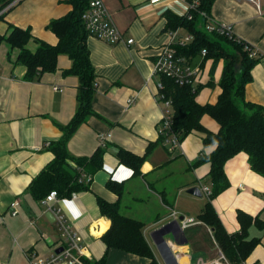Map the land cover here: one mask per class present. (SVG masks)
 <instances>
[{
  "label": "crops",
  "instance_id": "obj_1",
  "mask_svg": "<svg viewBox=\"0 0 264 264\" xmlns=\"http://www.w3.org/2000/svg\"><path fill=\"white\" fill-rule=\"evenodd\" d=\"M114 23L123 31L124 41L107 42L93 35L87 37L90 58L96 70L97 88L92 107L95 114L87 116L68 141L67 148L75 156L91 155L105 138L103 168L98 170L90 188L75 196L57 201L67 221L84 245L85 259H100L106 264H149L150 258L119 248H107L102 235L111 220L103 215L97 196L118 201L120 210L144 221V235L159 264H202L217 257L220 249L212 229L197 222L176 231L177 238L167 234L166 241L155 242L153 231L173 221L177 215L197 218L208 196L203 187L211 189L209 161L194 166L195 159L214 147H205V133L194 130L178 146L160 138L163 129V105L157 98L160 75L153 72L160 49L171 40L164 11L185 14L186 0H104ZM0 18V34H8L13 26L29 27L33 37L27 47L35 51L39 40L56 44L58 37L47 27L71 8L69 0H12ZM211 17L232 26L236 37L257 51L252 79L245 84L248 101L264 105V0H214ZM198 19V27L204 28ZM179 28L180 34L187 30ZM175 28V29H177ZM134 42L127 45L128 38ZM18 48L6 41L0 44V264H30L31 253L48 256L60 252L64 242L49 205L35 199L29 190L34 177L52 160L48 143L62 136L59 125L67 124L78 106L79 78L65 75L72 59L58 57V68L45 72L38 79L27 80L26 65L16 62ZM202 62V87L196 98L204 104L215 103L221 92L219 80L223 70L220 60L214 72V85H208L212 59L198 56ZM135 99L127 104V99ZM207 128L217 132L218 121L209 114L201 117ZM141 173L120 163V146L146 153ZM229 186L220 192L213 204L228 232L240 229L239 209L264 220V175L255 172L249 156L241 151L225 164ZM112 179L122 184L118 195L109 189ZM242 184L241 186H239ZM198 185L201 195L188 189ZM14 208L17 213H13ZM180 223V222H179ZM250 236L260 242L244 264H264V229L252 225ZM186 239V240H185Z\"/></svg>",
  "mask_w": 264,
  "mask_h": 264
},
{
  "label": "trees",
  "instance_id": "obj_2",
  "mask_svg": "<svg viewBox=\"0 0 264 264\" xmlns=\"http://www.w3.org/2000/svg\"><path fill=\"white\" fill-rule=\"evenodd\" d=\"M12 0H0V11ZM183 15L170 9L164 11L167 28L173 30L183 27L193 36L187 45H178L177 53L190 60L198 57L203 48L207 50L205 59H212L208 85H214V72L220 60L223 70L219 80L221 92L215 103H200L197 94L202 87L199 83L193 87L190 83L180 84L173 77L160 75V93L172 101V117L170 132L180 141L194 130L205 133L204 146H213L209 152H202L193 165L204 162L211 163L208 174L211 191L201 208L197 218L212 229L215 242L232 264H244V261L260 242L257 235L250 236L249 231L254 224L264 229V220L243 209L237 212L240 229L228 232L213 204V199L229 186L225 172L226 162L244 151L249 156L251 168L264 175V105L248 101L245 97V84L252 79L251 70L258 61L252 56V45L236 36L214 33L212 36L198 27L200 12L210 15L214 0H197ZM72 8L63 16L52 19L47 27L58 37L56 44L39 40L35 51L27 47L33 37L29 27L13 26L8 34H0V44L6 41L11 47L18 48L16 62L26 65L25 79H38L45 72H53L58 68V57L67 54L72 59L70 67L63 74H75L79 78L78 106L71 120L59 125L62 136L50 141L49 149L53 152L52 160L34 177L29 185L32 196L43 200L51 190H56L59 197H70L73 192L90 188L94 174L103 168L106 145L98 146L91 155L75 156L69 153L67 144L78 127L87 116L95 114L92 103L97 88L96 70L90 58L87 45L89 31L83 21V13L89 7L90 0H69ZM3 13L0 18H3ZM191 15V18L189 16ZM206 19V17H204ZM229 47H224L222 42ZM239 71V72H238ZM209 114L220 124L217 132L210 130L201 122V117ZM162 140L167 135L162 130ZM153 143L147 147L146 153L138 154L122 146L117 150V157L133 169L134 174L141 173V165ZM107 186L118 195L122 193V184L110 179ZM98 205L103 215L111 220L109 229L102 235L107 248H119L134 254L150 258L149 264H159L153 250L144 235L145 223L141 219L124 214L118 201H109L97 196ZM87 264H106V255L100 259H85Z\"/></svg>",
  "mask_w": 264,
  "mask_h": 264
},
{
  "label": "built area",
  "instance_id": "obj_3",
  "mask_svg": "<svg viewBox=\"0 0 264 264\" xmlns=\"http://www.w3.org/2000/svg\"><path fill=\"white\" fill-rule=\"evenodd\" d=\"M188 3V0H186ZM195 6L197 0L192 2ZM189 7L192 4L188 3ZM9 6L5 7L0 11L3 13ZM206 17V19H204ZM191 18V15L189 16ZM204 20L203 29L210 34H222L226 36H235L233 33L232 26L228 23L220 22L211 17V15L206 14L204 11L200 12V16ZM83 21L86 28L89 31V35L96 36L98 38L104 39L107 42L118 43L124 41L123 31L114 23L111 12L107 8L104 0H90L89 7L83 13ZM171 40L168 44L164 45L159 53L156 55L154 60L153 72L159 75L165 74L173 77L180 84L190 83L193 87H196L202 81L203 68L202 62L194 63L188 57L179 55L177 53L176 46L187 45L191 42L193 36L190 32L180 34L179 28L170 31ZM134 42V38H128L125 43L130 45ZM207 50L202 49L199 56L202 57V61L205 60ZM257 51L252 48L251 55L256 56ZM161 87V82L159 81L158 89ZM157 98L163 105V131L167 135L166 141L170 142L173 146H178L180 140L170 132V120L172 117V101L165 98L162 93L158 90ZM134 97L131 96L127 99V104L134 101ZM110 133L101 134L99 136L101 144L105 143V138L109 137ZM49 144V143H48ZM240 184L239 186H241ZM210 188L206 186L203 187V192L209 194ZM75 192L71 196H75ZM62 197H59L56 190H51L46 197L43 199L49 205V210L53 213L55 222L61 232L62 240L64 242L63 249L60 252L52 253L48 256H40L31 253L29 257L30 264H87L84 261L83 252L84 245L80 242L77 232L73 226L67 221L65 215L60 207L57 205V201ZM17 209L14 208L13 213H17ZM172 215L175 219H178L182 228H186L189 225L201 222L198 218L189 215H183L180 219L178 217L177 211L173 210ZM202 264H232L225 254L220 249L217 257L213 258L208 262H203Z\"/></svg>",
  "mask_w": 264,
  "mask_h": 264
},
{
  "label": "water",
  "instance_id": "obj_4",
  "mask_svg": "<svg viewBox=\"0 0 264 264\" xmlns=\"http://www.w3.org/2000/svg\"><path fill=\"white\" fill-rule=\"evenodd\" d=\"M188 192H190L194 195H201L202 194L201 188L198 185L191 186L188 189ZM181 218H182V216H180V219ZM180 229H181V227H180L179 220L174 219L173 221H170V222L158 227L157 229H155L152 234H153L155 242H158V241L164 242V241H166V236L169 233H171L175 238H177L176 231H178Z\"/></svg>",
  "mask_w": 264,
  "mask_h": 264
},
{
  "label": "rangeland",
  "instance_id": "obj_5",
  "mask_svg": "<svg viewBox=\"0 0 264 264\" xmlns=\"http://www.w3.org/2000/svg\"><path fill=\"white\" fill-rule=\"evenodd\" d=\"M197 25H199V24H197ZM211 35L214 36L213 34H211ZM222 45H223L224 47H229L228 44H227L226 42H224V41L222 42ZM238 72H239V71H238Z\"/></svg>",
  "mask_w": 264,
  "mask_h": 264
}]
</instances>
